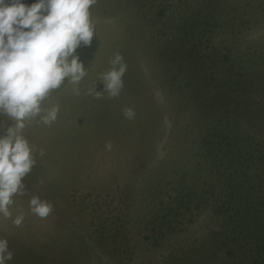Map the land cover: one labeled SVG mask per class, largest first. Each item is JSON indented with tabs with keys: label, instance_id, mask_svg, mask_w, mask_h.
I'll use <instances>...</instances> for the list:
<instances>
[{
	"label": "rangeland",
	"instance_id": "1",
	"mask_svg": "<svg viewBox=\"0 0 264 264\" xmlns=\"http://www.w3.org/2000/svg\"><path fill=\"white\" fill-rule=\"evenodd\" d=\"M145 2L96 0L95 35L74 53L88 58L85 75L77 83L65 78L25 121L36 164L23 179L24 194L13 196L11 216L0 215V238L13 253L7 264H253L255 246L249 251L241 233L234 241L229 223L264 201L262 187L253 188L264 183V161L248 153L241 175L232 165L227 171L222 157L216 167L215 136L225 137L210 129L223 124L232 89L222 55L249 80L242 103L254 112L264 105V88L248 87L264 82V0ZM117 53L127 65L130 101L125 86L116 97L102 87ZM253 59L263 72L248 74ZM53 108L57 117L45 124ZM259 122L250 133L264 139ZM12 125L0 114V135ZM33 196L51 203L48 217L31 211Z\"/></svg>",
	"mask_w": 264,
	"mask_h": 264
},
{
	"label": "clouds",
	"instance_id": "2",
	"mask_svg": "<svg viewBox=\"0 0 264 264\" xmlns=\"http://www.w3.org/2000/svg\"><path fill=\"white\" fill-rule=\"evenodd\" d=\"M96 0H0V114L13 125L0 135V215L11 216L14 195L24 194L23 179L36 160L33 147L23 135L26 120L38 115L41 102L71 76L77 83L85 75L74 53L81 43L89 45L95 35L90 8ZM69 57H72L69 62ZM103 76L109 94L116 97L123 87L127 65L119 53ZM58 108L44 116L50 124ZM126 118L135 116L125 109ZM43 155V150H41ZM31 211L40 218L52 212L51 203L33 196ZM21 213L13 223L20 226ZM13 259L8 241L0 238V264Z\"/></svg>",
	"mask_w": 264,
	"mask_h": 264
},
{
	"label": "trees",
	"instance_id": "3",
	"mask_svg": "<svg viewBox=\"0 0 264 264\" xmlns=\"http://www.w3.org/2000/svg\"><path fill=\"white\" fill-rule=\"evenodd\" d=\"M143 3L146 5L145 0H143ZM161 11H164V10L161 9L160 12ZM147 12L151 13L150 10H148ZM172 26L173 25H170V29H172ZM208 40L209 38H207L206 41ZM163 42L161 44H163ZM171 43L172 42H170L169 40V44ZM164 44H167V42H165ZM159 45L160 44H158L157 42L155 53H154L155 57H158L160 55L159 48H157V46ZM173 57L175 56L173 55ZM222 58H223V63L225 67L227 68L226 71H229L231 73L230 77H232V79L230 83H231L232 89H231L227 103L223 105L222 110L220 111V114H219V116H221L223 119V124L222 125L214 124L212 125V128L210 129V132L212 134L210 136H213V135L215 136V134L217 135L223 134L225 137V140L223 143V142L218 141V136H215L216 146L212 147V151L217 156L213 159L214 161L213 165L215 164V166L217 167L216 164L218 163L217 162L218 158L222 157L226 160V163L228 162L229 167L227 168V171H229V168L232 165L233 172L232 171L231 172L235 174L238 171L239 175H241L240 171L243 170L242 168L243 162L248 159V155H247L248 153H250L249 157L255 156L254 153H257L258 155L256 157H259L260 155V160L264 161V139H262L261 135L255 136L254 134L250 133V131H252L250 128L253 129L255 126L253 123L254 119L257 121L260 120L259 123L264 125V105L261 107H258V109H255V112H254L251 110L250 104L248 105V103H245V102H243L244 104L242 103V101H244V95H245V89H246V88L245 89L243 88L242 84L249 80H247V77H244L246 74L240 73L238 74L239 76H237L236 69L237 70L239 69L238 68L232 69L229 63L225 61L226 60L225 56L222 55ZM259 62H260L259 60L255 61L254 59L250 62L251 67H250L248 74H252L253 72H263L261 69L262 66L259 64ZM256 64L258 67L257 69H256ZM240 68L241 70L245 69L243 64H242V67ZM260 75L262 76V74ZM224 76L225 74H223L222 78ZM248 84H249L248 85L249 89H255L256 87H259L260 89L264 88V82H261L260 84H258V81H251V83H248ZM259 88H258V91H259ZM176 89L182 90L183 86L179 89L178 87H176ZM239 90L240 92H243L242 96L239 95ZM232 101H235V103L233 104L234 105L233 109H231ZM247 118L249 119L247 120ZM209 141L211 142V146H212V141L211 140ZM222 144L225 147L224 152L222 148L220 150V146ZM247 147L249 149L253 147V150L251 152H248ZM223 154L225 155L223 156ZM242 177L243 176H241V178ZM203 180L207 182L206 178H204ZM249 182H250V178L248 177L247 179H245V186H247ZM185 187H189V185ZM258 187H262L260 196H262L264 199V183L262 184L258 182V183H255V185L253 186V188H258ZM191 189L193 190V188H189L187 190L189 191ZM204 190L206 193H208L210 189L209 187L208 188L206 187ZM252 196H253V193H252ZM262 207H264V201L259 200L255 206L251 207V210L254 209V211H252L250 216H245L242 219H240L239 217H236L234 218L235 220H231L229 223V225L231 226L229 230L231 231V234L235 236L234 241L237 240L236 238L238 234L241 233V235L245 236V238L249 240L248 241V246L250 247L248 249L249 251H252L251 246H255V250L252 251L251 254L248 253L253 259V264H264V209H262ZM248 217L250 218L251 223L248 221ZM244 223H246V226L242 228L241 226L244 225ZM237 228H242V230L238 231ZM254 258H257V259L255 260Z\"/></svg>",
	"mask_w": 264,
	"mask_h": 264
},
{
	"label": "crops",
	"instance_id": "4",
	"mask_svg": "<svg viewBox=\"0 0 264 264\" xmlns=\"http://www.w3.org/2000/svg\"><path fill=\"white\" fill-rule=\"evenodd\" d=\"M83 48H84V46H83ZM75 57H77L78 58V61L81 63V61H87L88 60V58L87 57H84V58H80L79 56H75ZM70 59H72V58H69V60ZM124 60V59H123ZM126 60H128V59H126ZM139 60V59H138ZM90 64H91V66H92V57H91V61H90ZM95 65V64H94ZM94 67V66H93ZM92 75H93V70H92ZM123 86H125L126 88H127V91H126V97H127V99L130 101V98H129V92H130V90H129V87H128V79H126V76L124 75L123 76ZM66 83H68V77L66 78ZM105 84V82H103V84H102V87H105V86H103ZM106 88V87H105ZM128 100H126L125 101V103H123L124 105H126L127 103H128ZM36 164V163H35ZM12 199H13V197H12Z\"/></svg>",
	"mask_w": 264,
	"mask_h": 264
}]
</instances>
